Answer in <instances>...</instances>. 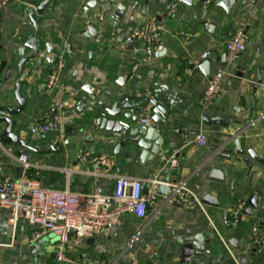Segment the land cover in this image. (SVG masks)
I'll return each instance as SVG.
<instances>
[{
  "label": "crops",
  "instance_id": "crops-1",
  "mask_svg": "<svg viewBox=\"0 0 264 264\" xmlns=\"http://www.w3.org/2000/svg\"><path fill=\"white\" fill-rule=\"evenodd\" d=\"M167 1L116 0L104 21L94 19L99 0H11L3 9L0 106L13 112L21 138L33 149L28 154L30 167L21 169L23 146H6L9 156L1 152L0 177L27 175L45 187L80 193L92 192L97 185L112 193L119 176L144 180L145 192L153 178L185 179L200 199L209 194L218 202L204 204L203 212L170 204L159 195L146 218L126 214L113 235L110 228L90 238L72 234L68 247L72 262L63 264H181V244L188 232L211 238L205 255L194 257L190 264H264V249L253 242V229H264L258 223L264 213L252 218L241 212L236 226L228 218L238 198L248 201L259 192L264 204V161L248 154L251 149L264 160V119L250 125L264 113V0H233V4L215 0L206 9L201 0H175L179 7L170 18L164 15ZM149 17L161 25L157 54L150 64L133 71L143 56V44L130 35ZM239 29L246 32L247 48L236 64L227 60L224 64L225 43ZM35 49L38 54L33 58ZM60 53L66 59L63 86L47 92L45 83ZM191 59L198 68L189 74ZM204 62H209V75L201 69ZM221 71L225 73L221 91L204 110L199 99L207 80ZM64 85L80 94L72 108L58 109ZM123 96L132 106L157 99L151 124L162 133L161 150H166L162 159L143 160L142 149L129 138L120 141L95 124H84L90 122L95 107H112ZM47 113L56 117L59 128L38 134L33 123ZM5 114L0 111V116ZM4 127L0 124V131ZM201 131L208 135L203 148L195 143ZM236 139L251 163L235 155ZM223 147L232 150L230 159L219 157ZM84 150L113 158L108 176L94 175L93 165L76 159ZM173 158L178 160L175 170L168 166ZM211 169L222 170L225 182L209 179ZM37 229L25 219L12 226L8 209L0 202V264H60L54 235L34 243L25 240Z\"/></svg>",
  "mask_w": 264,
  "mask_h": 264
},
{
  "label": "built area",
  "instance_id": "built-area-1",
  "mask_svg": "<svg viewBox=\"0 0 264 264\" xmlns=\"http://www.w3.org/2000/svg\"><path fill=\"white\" fill-rule=\"evenodd\" d=\"M11 0H0V34L3 9ZM215 0H201L204 9L209 7ZM116 0H99L98 12L94 19L106 20V17L113 9ZM179 2L169 0L165 4L164 15L167 18L173 17L177 12ZM161 25L156 17H149L144 24L135 29L130 39L139 40L143 44V56L134 64L133 71H136L140 64H150L156 54L157 45L160 41ZM1 36V35H0ZM247 48V35L243 29H239L225 43L226 59L229 65L236 64ZM66 59L64 53L55 56V61L50 68L45 83V90H51L63 86L62 75L65 69ZM198 68V62L191 59L188 62L187 72L192 74ZM225 76L223 71L212 74L206 83V87L199 99L204 110L209 109L215 102L221 91L222 81ZM65 96L57 104L58 109L72 108L80 90L64 85ZM91 104H94L91 102ZM156 98H150L145 105L135 110L138 122L151 124L153 109L157 106ZM259 119H264V113L250 122L255 125ZM59 128L55 116L47 113L40 120L33 123V129L38 134H47ZM198 147L203 148L208 143V135L201 131L195 139ZM221 149V148H220ZM79 162L93 165L96 170L93 174L99 177L108 176L114 166L113 158L105 154H96L91 150H84L77 154ZM19 162L25 169L30 167L28 157L22 154ZM170 169L178 167V160L171 159L168 162ZM150 191L145 192V182L142 179L119 176L114 184L112 193L100 186H95L89 193L72 191L69 188L51 189L45 187L39 180L27 175L14 178L9 175L0 177V202L8 209L9 223L14 226L21 219H25L31 225H37L38 229L26 237L27 243H34L43 236L52 234L56 237V260L60 264L70 263L68 247L71 235L79 238H90L104 229L113 226H120L126 214H132L139 219L147 216L149 205L154 204L159 194V185L164 184L171 187L172 192L165 197L166 202L180 205L185 208H199L206 212L201 199L190 189L187 180L167 182L159 178L147 181ZM247 205L244 198L236 199L229 209L228 218L231 226H236L242 210ZM253 242L262 250L264 249V229L255 227L253 229ZM138 237L136 236L135 239ZM147 264H157L149 262Z\"/></svg>",
  "mask_w": 264,
  "mask_h": 264
},
{
  "label": "water",
  "instance_id": "water-1",
  "mask_svg": "<svg viewBox=\"0 0 264 264\" xmlns=\"http://www.w3.org/2000/svg\"><path fill=\"white\" fill-rule=\"evenodd\" d=\"M187 1V0H186ZM233 4V0H230ZM226 11L229 13V9ZM34 24H36L34 22ZM108 21L105 22L104 25H107ZM88 30L96 35L97 31L93 26H89ZM38 34V30L36 31ZM96 32V34H95ZM1 47V45H0ZM38 54V51L35 49L33 58H35ZM157 54V53H156ZM226 55L222 57V62L226 64ZM55 61V59L53 60ZM203 72L207 75L210 74L209 62H204L201 66ZM244 77V76H242ZM2 87V83H0V88ZM127 97V96H125ZM125 97L119 98L112 107H106L105 105H99V107H95L92 111V118L90 122L84 123L86 126L89 125H97L99 128L104 130L105 134L114 136L119 138L120 141H123L126 138H129L132 142L138 144V146L142 149V159L152 160L154 156L157 159H162L166 154V150H161V146L163 144V137L161 130L152 124H142L138 123V117L133 113L135 109H137L140 104H134L133 106L129 103H126ZM127 105V106H126ZM124 111H123V109ZM160 109H162L160 107ZM0 111L7 112L8 114L0 116V124H5V127L2 131H0V160H1V152L9 156V150L6 149V146L13 145H21L23 146V154L28 157L29 151L33 149V147L29 146L25 139L21 138V129L16 128V120L11 117L13 113L11 110L0 106ZM155 112H158L157 109ZM134 114V115H133ZM207 116H205V121ZM135 124V125H133ZM78 132V130H77ZM235 155L239 158H242L244 162L251 163L249 157L253 160L258 161L259 163L263 162L258 158L257 154L253 150H249L248 154L245 155L244 150L242 149V145L240 140H235ZM120 147V143L117 145ZM232 154V150L230 148H222L219 153V157L223 159H230ZM23 165L21 169H23ZM209 179L216 180L218 182H225V176L222 170L211 169L209 172ZM160 196L167 197L171 194L172 189L168 185L161 184L157 190ZM262 194L257 192L253 196L249 198L247 201V206L242 210V215H246L252 218L257 217L260 213H264V204H260V199L262 198ZM201 203L211 204L217 206L218 202L215 197L205 194L201 198ZM259 225H264V218H259ZM118 230V226H113L110 228V233L113 235ZM94 241L93 238H91ZM211 242V238H205L203 234L192 235L188 232L186 238L183 239L181 244V264H190L191 260L194 257H202L206 253V244ZM230 244L233 242L230 241ZM242 263H245V260H242Z\"/></svg>",
  "mask_w": 264,
  "mask_h": 264
}]
</instances>
